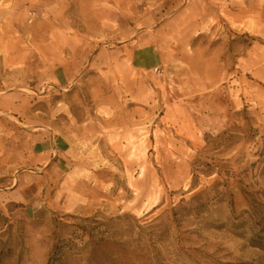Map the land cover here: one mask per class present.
I'll list each match as a JSON object with an SVG mask.
<instances>
[{
	"label": "rangeland",
	"instance_id": "obj_1",
	"mask_svg": "<svg viewBox=\"0 0 264 264\" xmlns=\"http://www.w3.org/2000/svg\"><path fill=\"white\" fill-rule=\"evenodd\" d=\"M0 264H264V0H0Z\"/></svg>",
	"mask_w": 264,
	"mask_h": 264
},
{
	"label": "crops",
	"instance_id": "obj_2",
	"mask_svg": "<svg viewBox=\"0 0 264 264\" xmlns=\"http://www.w3.org/2000/svg\"><path fill=\"white\" fill-rule=\"evenodd\" d=\"M50 145L52 146V143H48L47 146L49 147ZM55 151H56V153H55ZM58 152H59L58 150H54L53 155L50 152H48L47 154H49V155H48V158H45L46 160H45L44 166L39 168L40 170H43V171L36 172L37 175L35 177V180L37 182H39L40 184H42V182H44V180L48 179L50 176L65 172V169L69 165L68 156L66 154L64 155V154H62L60 152L58 153ZM57 153H58V155H57ZM19 182H20V180H19ZM18 187L19 188L16 189L17 192L21 190V186L19 185ZM28 191H30V189ZM26 192L27 191H25L24 194H26ZM32 192H33V190L30 191V193H32Z\"/></svg>",
	"mask_w": 264,
	"mask_h": 264
}]
</instances>
